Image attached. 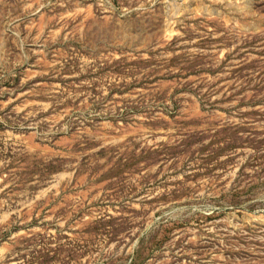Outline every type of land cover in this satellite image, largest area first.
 I'll list each match as a JSON object with an SVG mask.
<instances>
[{"label": "rangeland", "instance_id": "1", "mask_svg": "<svg viewBox=\"0 0 264 264\" xmlns=\"http://www.w3.org/2000/svg\"><path fill=\"white\" fill-rule=\"evenodd\" d=\"M0 264H264V0H0Z\"/></svg>", "mask_w": 264, "mask_h": 264}]
</instances>
